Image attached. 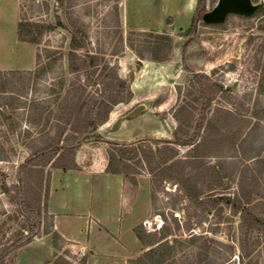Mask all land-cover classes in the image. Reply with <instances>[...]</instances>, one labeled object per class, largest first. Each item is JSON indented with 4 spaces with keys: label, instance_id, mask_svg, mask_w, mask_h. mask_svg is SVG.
<instances>
[{
    "label": "rangeland",
    "instance_id": "rangeland-1",
    "mask_svg": "<svg viewBox=\"0 0 264 264\" xmlns=\"http://www.w3.org/2000/svg\"><path fill=\"white\" fill-rule=\"evenodd\" d=\"M217 2L206 0V11ZM179 4L176 2L175 6ZM195 6L196 2L187 20L175 22L169 16L166 20L171 24L157 30L128 28L122 16V0H71L65 13L57 12L56 0H21L20 20L55 24L56 15H62L68 26L76 25L86 32L90 51L99 54L103 63H118L119 74L128 79L129 87L122 100L96 131L102 140L85 142L75 152L77 168L86 171L93 167L105 170L110 149L117 148L115 142L157 147L169 140L179 124L173 112L190 100L186 97L187 87L197 73L206 74L221 85L223 88L211 104L215 116L207 124V143L200 147L201 155L192 158L191 146H178V157L192 161L191 176L199 181L202 198H206L204 205L197 206L175 180H163L156 171L149 172L138 159H133L129 169L135 175L126 178L113 174L93 181L92 206L100 210L106 204L110 212L123 213L126 224L144 217L142 225L151 234L148 239L162 237L161 226H166L174 248L172 264H264V228L242 227L241 215L234 213L232 201L214 205L212 200L221 195L234 198L243 190V198H250L255 213L264 215V163L249 158L260 151L264 160V120L258 123L253 116L264 111V92L259 91V83L264 81V7L249 17L230 14L221 24L203 25L200 20L195 24ZM0 15L1 249L27 233L17 192L19 165L33 147L55 135L57 123L65 120V105L71 112L76 101L70 89L83 82L84 73L79 77L69 70L68 30L56 27L42 36L40 44L21 42L19 24L8 0H1ZM142 31L171 36L168 60L139 58L137 49L143 50L146 41L156 39ZM37 51L43 67L39 74L35 72ZM68 91L72 100L66 103L62 97ZM88 91H95L94 82ZM41 99L42 105L36 104ZM141 104L145 105L142 113L126 116ZM220 109H229L233 116ZM119 117L122 121L113 129ZM244 117H251V124L255 125L247 137L238 139ZM54 169L45 167L46 173ZM132 177L136 181L130 180ZM34 178L31 194L39 192ZM43 215L36 238L50 227V216ZM193 234L196 236L192 238ZM66 249L71 248L67 246L57 253L74 264H82L85 253ZM140 250L139 255H143L146 246ZM14 253L7 256L6 264H15ZM242 254L244 258L240 257ZM19 257L22 264L33 257L42 262L47 257L51 259V241H35L21 250ZM137 257L128 259L127 264Z\"/></svg>",
    "mask_w": 264,
    "mask_h": 264
},
{
    "label": "trees",
    "instance_id": "trees-1",
    "mask_svg": "<svg viewBox=\"0 0 264 264\" xmlns=\"http://www.w3.org/2000/svg\"><path fill=\"white\" fill-rule=\"evenodd\" d=\"M56 1L57 12L65 13L67 3L71 0ZM205 1H196L195 24L200 20L203 25H209L203 21V14L206 11ZM239 17L243 18V16ZM18 26L20 40L36 44H40V40L46 32L56 27L68 30L71 34L70 49L67 54L69 70L71 73H77L78 76L83 72L84 79L80 85L70 89L74 92L76 101L71 112H69L68 105H65L66 107L62 112L66 113V117L64 121L57 123L55 135L33 147L26 159L19 165L17 192L21 213L27 221V233L1 247L0 264H6L9 254L30 243L38 235L45 219L43 213L48 215L51 172L46 173L45 167L50 165L64 171L77 168L76 150L85 142L102 140V136L96 134L98 127L108 120L113 106L122 100L125 90L129 87L128 79L119 74L118 63H103V58L99 54L89 50L86 32L78 29L76 25L68 26L62 15H56L55 24L21 19ZM195 29L196 26L194 31ZM142 32L154 36L156 39L146 41L147 45L143 50L137 49L139 58L143 59L148 56L154 61L168 60L171 50L169 45L171 36L152 31ZM36 57L38 67L35 72L39 74L43 70L39 51H37ZM262 74V80H264V69H262ZM93 78L95 81H92ZM92 82L95 83V91L91 93L88 91V86ZM62 86H64V82ZM221 88L223 87L213 82L206 74L197 73L194 75L186 91V97L188 96L190 100L180 104L173 112L179 124L172 132L171 138L157 147L115 142L117 148L114 151L112 149L109 151L106 171L122 174L129 178V176L135 175L129 169V161L138 159V162L146 166L149 172L156 171V176L163 180H175L197 206L204 205L206 198H202L203 191L199 186V181L194 180L191 176L190 164L192 161H188L187 157H178V146H191L189 154L192 158L201 155L202 149L200 147L207 143V124L212 123V118L215 116V109H212L211 104L215 94ZM259 91L264 92V81L259 83ZM70 93L71 91H68L62 97V101L68 103L72 100L69 97ZM225 93L227 92L225 91ZM42 100L36 101V104L42 105ZM220 110L227 116H233L229 109ZM253 116L260 123V120H264V111L254 113ZM244 118L246 119L242 120L245 125L236 135L238 139L247 137L255 125L254 123L251 124V117ZM246 131L248 132L245 134ZM249 158L264 163V160L260 158V151ZM33 176L39 188V192L35 191L36 194H31V190H29V188L32 189ZM130 180L136 181V178L132 177ZM41 189L44 191L42 192ZM152 194H154V189ZM243 195L245 192L242 190V194L237 193L234 198L221 195L212 200L214 205L223 200L226 204L232 201L234 213L241 215L242 227L262 230L264 228V215L255 213V206L251 203L250 198L244 199ZM160 230L163 232L162 237L148 239L151 234L144 229L142 224L134 228L136 235L146 246V251L143 255L131 260L132 264H172L174 248L168 239L171 231L164 225L161 226ZM45 233L52 235L53 246L56 249L52 264H74L65 256L57 253V250L62 249L65 240L58 231L54 230L52 223ZM194 236L196 235L193 234L192 238ZM240 257L244 258V255H240ZM81 261L82 264H85L86 260L83 258Z\"/></svg>",
    "mask_w": 264,
    "mask_h": 264
},
{
    "label": "crops",
    "instance_id": "crops-1",
    "mask_svg": "<svg viewBox=\"0 0 264 264\" xmlns=\"http://www.w3.org/2000/svg\"><path fill=\"white\" fill-rule=\"evenodd\" d=\"M8 1L19 24L21 0ZM176 2L180 3L178 7L175 6ZM195 2L196 0H132L130 5L129 0H122V16L125 25L132 30H157L171 24L166 20L169 16L175 22L187 20ZM105 170L99 171L94 167L87 171L80 167L66 171L59 168L52 170L47 213L54 230L66 241L62 249L67 246L71 248L66 249V252L82 251L85 253V264H127L128 259L140 256L143 243L134 228L142 224L145 218H136L126 224V216L119 211L110 212L106 204L100 210L92 206L93 181L113 175ZM35 238L15 251V264H22L19 257L21 250L45 238L51 241L52 258L47 257L42 262L33 257L25 264H52L56 249L51 234Z\"/></svg>",
    "mask_w": 264,
    "mask_h": 264
},
{
    "label": "water",
    "instance_id": "water-1",
    "mask_svg": "<svg viewBox=\"0 0 264 264\" xmlns=\"http://www.w3.org/2000/svg\"><path fill=\"white\" fill-rule=\"evenodd\" d=\"M264 7V0H259V2H254L253 0H218L216 5L206 11L203 14V21L206 24H221L225 22L226 18L230 14L249 17L256 13L258 10ZM145 109V105L141 104L132 109L127 113V117H132L142 113ZM122 117H119L115 123L112 125L113 129H116Z\"/></svg>",
    "mask_w": 264,
    "mask_h": 264
},
{
    "label": "built area",
    "instance_id": "built-area-1",
    "mask_svg": "<svg viewBox=\"0 0 264 264\" xmlns=\"http://www.w3.org/2000/svg\"><path fill=\"white\" fill-rule=\"evenodd\" d=\"M82 254H84V253H82Z\"/></svg>",
    "mask_w": 264,
    "mask_h": 264
},
{
    "label": "bare ground",
    "instance_id": "bare-ground-1",
    "mask_svg": "<svg viewBox=\"0 0 264 264\" xmlns=\"http://www.w3.org/2000/svg\"><path fill=\"white\" fill-rule=\"evenodd\" d=\"M194 2V1H193Z\"/></svg>",
    "mask_w": 264,
    "mask_h": 264
}]
</instances>
